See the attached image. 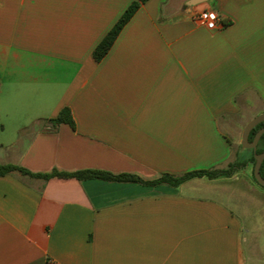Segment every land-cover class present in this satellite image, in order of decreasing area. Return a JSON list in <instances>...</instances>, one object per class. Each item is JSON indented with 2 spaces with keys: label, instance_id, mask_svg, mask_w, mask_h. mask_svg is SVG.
Returning a JSON list of instances; mask_svg holds the SVG:
<instances>
[{
  "label": "crops",
  "instance_id": "obj_1",
  "mask_svg": "<svg viewBox=\"0 0 264 264\" xmlns=\"http://www.w3.org/2000/svg\"><path fill=\"white\" fill-rule=\"evenodd\" d=\"M138 1L0 0V164L147 182L240 167L179 187L0 176V264H245L228 181L259 192L239 155L264 106V0H148L96 62ZM65 108L75 128L53 122Z\"/></svg>",
  "mask_w": 264,
  "mask_h": 264
},
{
  "label": "trees",
  "instance_id": "obj_2",
  "mask_svg": "<svg viewBox=\"0 0 264 264\" xmlns=\"http://www.w3.org/2000/svg\"><path fill=\"white\" fill-rule=\"evenodd\" d=\"M147 1L148 0H139L138 2H135L130 7H128V9L119 18V20L116 22L113 28L106 34V36L102 39V41L94 49L93 58L96 62H101L108 55V53L112 49L113 45L115 44L116 40L118 39L119 35L121 34L125 26L130 22V20L133 18L135 13L138 11L140 4H145ZM53 122L57 124H63V123L68 124L72 128H75V122H74L72 113L70 109L68 108L61 110L58 117L54 119ZM262 128H264V122L259 124L251 132V135H250L251 141L254 139L256 133ZM257 153L258 154L264 153V134L261 137V140L258 144ZM255 162L256 160H255V157L253 156L249 161V163L252 166V179L256 185L260 186L254 178ZM239 167L240 165L238 166L231 165L226 170L197 171V172L188 173L186 175L179 176V177L172 176V175H163L158 180L147 182L135 175H130V174L115 175L109 172L99 171V170H83V171H78L74 173H66V172H60L58 170H54L51 173H46V174H33L22 167H18L15 165L0 164V176H6V175L14 174V173H19L23 176L43 179L45 181H48L52 178H59V179L73 178L79 181L89 180V179H99V180H103L107 182L138 183V184L147 185V186H157V185L167 184L173 187H179L186 181L194 179V178L206 177L209 179H216L221 176L230 177L234 173L235 169ZM261 174L264 178V162L261 167Z\"/></svg>",
  "mask_w": 264,
  "mask_h": 264
},
{
  "label": "rangeland",
  "instance_id": "obj_3",
  "mask_svg": "<svg viewBox=\"0 0 264 264\" xmlns=\"http://www.w3.org/2000/svg\"><path fill=\"white\" fill-rule=\"evenodd\" d=\"M256 108V107H255ZM250 116L254 119L257 116L264 114V106H260L254 109ZM248 155L250 159L254 156V151L252 152L250 149H244L240 147V155ZM238 166V164H235ZM236 170V169H235ZM251 176H252V169H251ZM229 182V187L235 188L234 190L238 189V193L241 196V203H242V210L241 212L243 215L245 214V230H244V238H245V264H264V188L257 185L259 192H247L244 183L241 181L240 183H232ZM214 197L227 202L229 205L235 207V201L230 198H226L219 196L218 194H213ZM246 240L248 241L246 243ZM254 243V247L250 250L248 249V243ZM251 252L250 258L248 254ZM247 251V255H246Z\"/></svg>",
  "mask_w": 264,
  "mask_h": 264
},
{
  "label": "water",
  "instance_id": "obj_4",
  "mask_svg": "<svg viewBox=\"0 0 264 264\" xmlns=\"http://www.w3.org/2000/svg\"><path fill=\"white\" fill-rule=\"evenodd\" d=\"M264 122V114L255 117L251 121H249L246 126L244 127L243 133H242V147L245 149L253 150L255 153V165H254V178L256 182L264 188V178L261 174V167L264 162V153H257L258 144L261 140V137L264 134V128L259 130L254 139L250 140L251 132L261 123Z\"/></svg>",
  "mask_w": 264,
  "mask_h": 264
},
{
  "label": "built area",
  "instance_id": "obj_5",
  "mask_svg": "<svg viewBox=\"0 0 264 264\" xmlns=\"http://www.w3.org/2000/svg\"><path fill=\"white\" fill-rule=\"evenodd\" d=\"M197 19L209 30H216L219 27V17L214 11L204 10L197 15Z\"/></svg>",
  "mask_w": 264,
  "mask_h": 264
}]
</instances>
